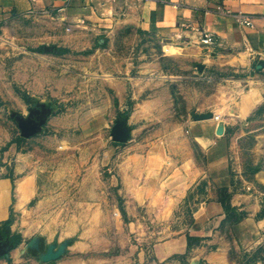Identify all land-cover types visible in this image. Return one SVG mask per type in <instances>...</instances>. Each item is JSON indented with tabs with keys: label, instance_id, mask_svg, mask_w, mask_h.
<instances>
[{
	"label": "rangeland",
	"instance_id": "obj_1",
	"mask_svg": "<svg viewBox=\"0 0 264 264\" xmlns=\"http://www.w3.org/2000/svg\"><path fill=\"white\" fill-rule=\"evenodd\" d=\"M109 1L95 22L0 21V264H264V64L152 34ZM210 105L236 179L218 221L182 123ZM246 219L256 236L240 235Z\"/></svg>",
	"mask_w": 264,
	"mask_h": 264
},
{
	"label": "crops",
	"instance_id": "obj_2",
	"mask_svg": "<svg viewBox=\"0 0 264 264\" xmlns=\"http://www.w3.org/2000/svg\"><path fill=\"white\" fill-rule=\"evenodd\" d=\"M120 1L135 8L143 29L152 34L176 35L192 42H198L200 37L203 39L204 33L209 34L214 37V45L220 53H228L230 56L238 57L240 61L264 64V0ZM220 5L232 13L242 14L251 21V24L236 20L232 14L220 12L218 10ZM111 8L109 0H0V21L25 16L32 11L48 10L58 11L60 15L71 19L95 22ZM246 56L248 58H245ZM190 107L188 106V112L184 113L182 123L187 128L191 140L205 153L203 162H199L195 157L190 161L192 170L190 178L195 176V172H202V175L195 180L192 179V182L199 187L202 183L206 188L202 194H198L202 195V201H207L205 210L212 213L215 216L214 220L218 221L223 212L220 190L226 188L231 191L236 185L232 173L234 167L230 164V145L225 135L226 124L223 135L219 136L215 121L188 117ZM222 109L210 105L206 109L199 107L195 113L217 110L218 115L224 119ZM200 138L205 140V144ZM1 192H5L8 199V192L3 190ZM236 200L237 197H233L232 203H237ZM238 231L244 238L256 236L258 225L252 219H246L238 226Z\"/></svg>",
	"mask_w": 264,
	"mask_h": 264
},
{
	"label": "water",
	"instance_id": "obj_3",
	"mask_svg": "<svg viewBox=\"0 0 264 264\" xmlns=\"http://www.w3.org/2000/svg\"><path fill=\"white\" fill-rule=\"evenodd\" d=\"M213 112L212 111H206V112H200V113H192V117L195 120H203V119H208L211 118L213 116ZM25 134L28 135V133L32 132V130L34 129L33 127L31 128H26L23 127ZM217 134H223L224 133V124H221L217 127L216 130ZM112 137L114 140L117 141H125L128 134L126 132V130L122 129L119 125H114L111 131ZM59 253H53L51 250L49 251V253L45 256L46 259H52L56 256H58Z\"/></svg>",
	"mask_w": 264,
	"mask_h": 264
},
{
	"label": "built area",
	"instance_id": "obj_4",
	"mask_svg": "<svg viewBox=\"0 0 264 264\" xmlns=\"http://www.w3.org/2000/svg\"><path fill=\"white\" fill-rule=\"evenodd\" d=\"M145 1H150V0H145ZM218 10L220 11V12H222V13H226V14H232V15H234V17L236 18V20H238V21H241V22H244V23H248V24H251V21L248 19V18H246V17H244L242 14H240V13H232L229 9H226V8H224L223 6H219L218 7ZM203 40L205 41V42H210V43H212L213 41H214V37L212 36V35H209V34H203Z\"/></svg>",
	"mask_w": 264,
	"mask_h": 264
},
{
	"label": "bare ground",
	"instance_id": "obj_5",
	"mask_svg": "<svg viewBox=\"0 0 264 264\" xmlns=\"http://www.w3.org/2000/svg\"><path fill=\"white\" fill-rule=\"evenodd\" d=\"M213 116L211 118H208V119H218V123L221 125V122L219 121L220 120V115H218L217 113L213 112ZM24 193V192H23ZM20 196V195H19ZM0 200L2 201V197L0 196ZM24 201V200H23Z\"/></svg>",
	"mask_w": 264,
	"mask_h": 264
}]
</instances>
